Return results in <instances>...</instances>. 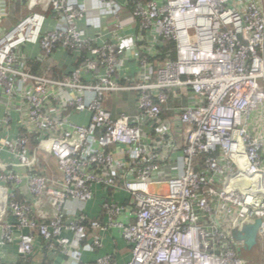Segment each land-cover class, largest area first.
<instances>
[{"label": "built area", "instance_id": "obj_1", "mask_svg": "<svg viewBox=\"0 0 264 264\" xmlns=\"http://www.w3.org/2000/svg\"><path fill=\"white\" fill-rule=\"evenodd\" d=\"M17 2L27 13L7 28L3 11ZM117 2L128 17L113 3L114 28L145 38L157 31L148 52L172 42L175 60L153 67L137 49L135 73L120 77L116 45L78 28L84 7L0 0V123L8 132L13 115L21 118L0 145V246L17 243L26 263L38 239L69 257L88 239L102 248V235L118 230L130 248L124 264H246L236 231L259 220L264 241V0ZM28 45L40 51L37 69L22 55ZM58 50L77 61L64 76ZM124 96L134 112L114 118L109 105ZM83 113L85 124L70 119ZM259 114L262 124L253 120ZM95 185L129 201L109 194L104 224L68 216L66 204L91 201ZM42 197L54 212L47 221L29 202ZM95 264L120 263L106 255Z\"/></svg>", "mask_w": 264, "mask_h": 264}, {"label": "crops", "instance_id": "obj_2", "mask_svg": "<svg viewBox=\"0 0 264 264\" xmlns=\"http://www.w3.org/2000/svg\"><path fill=\"white\" fill-rule=\"evenodd\" d=\"M68 1L69 3H74L79 7L85 8L84 17L77 21L78 28L84 32L85 37L95 39L99 44L111 43L116 45V48L121 53V58L124 62V68L119 73L120 77H130L136 71V40H142L143 43H146L150 46L154 45L155 42L158 43L160 39L159 33L155 30H153L151 36L149 35L147 38H145L146 36L143 33L139 34L137 29L133 27H127L124 29V31L116 30L112 23L113 16L110 13L116 9V6L114 7L113 3L119 7L117 0H111L110 4L108 5H102L100 0ZM156 1L160 4L165 2V0ZM17 9L20 10V15L18 16L12 14ZM120 9L121 18L126 19L128 17V12L124 8ZM7 10L8 14H6V17H8V20L5 24L7 28L12 27L27 13L23 7H19L18 2L15 4H10ZM53 28V23L47 22L46 30ZM39 53L40 51L37 46L28 45L22 48V55L31 61V65L29 63L30 66L28 67L29 69L35 67V65L38 64L40 59ZM54 61L57 70L56 72L60 76L70 73L71 69L77 63V61H75L74 54L63 50H58L55 53ZM127 103L128 100L125 101L123 97L117 104L120 105L125 111L122 113L129 115L133 114L134 108L132 107V104ZM4 111L5 99H0V120L4 115ZM20 119L21 118L17 113L13 115V122L11 123L9 127L10 130L8 132L5 131L0 123V145L5 138H13L17 134V130H19ZM70 119L76 123L85 124L88 121V114H76ZM109 194L110 198H112V200L115 202L125 204L127 201H129L128 193L123 190L111 192L104 187L95 185L93 186V199L91 201H88L85 204L70 201L68 204H66L65 212L68 216H70L73 212L74 214H84L89 221H96L104 224L106 222V216L102 210V204L104 200L109 197ZM29 202L33 205L35 213L40 220L47 221L54 216L53 210L50 209L43 197L30 200ZM67 237L72 239V235L70 234H67ZM91 240L92 239H88L83 242L79 249L74 252V254L71 253L70 256L67 257L57 253L56 251L54 252L48 250L43 241L38 239L36 251L31 257V262L32 264H71V262L76 261L77 264H95L99 257L110 255L118 263L124 264L127 263L131 258L130 248L121 238L118 230H111L108 233L102 235V248L100 249L92 248L90 244ZM0 264H26L19 256L17 243L8 245L7 247L0 246Z\"/></svg>", "mask_w": 264, "mask_h": 264}, {"label": "trees", "instance_id": "obj_3", "mask_svg": "<svg viewBox=\"0 0 264 264\" xmlns=\"http://www.w3.org/2000/svg\"><path fill=\"white\" fill-rule=\"evenodd\" d=\"M148 47L149 46L143 42H139L137 44L139 57H146L148 59L149 64H151L153 67H156L157 64L162 63L163 61H166V60H175V48H174V44L172 42H168V43H165L163 45L154 46L151 53L148 52V50H147ZM30 65H31V63H30ZM34 68H38V64L35 65ZM124 100H126L125 96H124ZM181 102L183 104L184 100H181ZM127 104H132V107H133V103L131 100H129ZM171 104L178 105L179 99H171V101L169 102V105H171ZM119 114L120 113H115V115H114L115 118ZM36 145H37V136L32 135L30 137V141H29V148L32 150ZM19 198L23 199L22 196H19ZM254 246H252L250 249H252ZM246 250H249V248H246L244 246L242 249H240L238 251V255L239 256L243 255L244 253H246ZM245 263H246V261H245ZM26 264H32L31 259L28 262H26Z\"/></svg>", "mask_w": 264, "mask_h": 264}, {"label": "rangeland", "instance_id": "obj_4", "mask_svg": "<svg viewBox=\"0 0 264 264\" xmlns=\"http://www.w3.org/2000/svg\"><path fill=\"white\" fill-rule=\"evenodd\" d=\"M22 6H24V3L23 4H19V7L22 8ZM5 13L8 14V10L7 9L3 11V14H5ZM12 14L18 16V15H20V10L17 9ZM109 108H111V111H112V114H113L114 118H115L114 113L125 112L121 108L120 105H118L117 103H114V102H112L109 105ZM253 120L257 124H262V118H261L260 114H259V116H254ZM243 255H241L240 257L246 261V264H264V241H262L258 237L255 246L252 249L246 250V253H244Z\"/></svg>", "mask_w": 264, "mask_h": 264}, {"label": "water", "instance_id": "obj_5", "mask_svg": "<svg viewBox=\"0 0 264 264\" xmlns=\"http://www.w3.org/2000/svg\"><path fill=\"white\" fill-rule=\"evenodd\" d=\"M259 225L260 221L258 220L253 225L242 227L240 231L235 233L236 240L243 242V245L250 249L257 242Z\"/></svg>", "mask_w": 264, "mask_h": 264}]
</instances>
